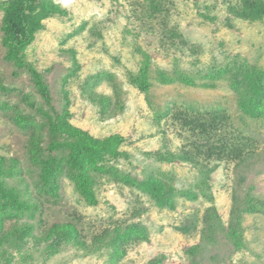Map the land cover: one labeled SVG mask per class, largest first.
Wrapping results in <instances>:
<instances>
[{"label": "rangeland", "instance_id": "374dc122", "mask_svg": "<svg viewBox=\"0 0 264 264\" xmlns=\"http://www.w3.org/2000/svg\"><path fill=\"white\" fill-rule=\"evenodd\" d=\"M141 1L51 0L59 13L43 20L44 27L23 55L45 76L55 111L59 114L69 111L71 123L95 137L125 135L127 143L123 150L128 152V157L120 158L114 166L134 178L143 179L148 173L165 177L177 189L176 208H159L138 188L106 181L98 189V203L90 205L64 176L60 197L46 199L43 212L30 221L46 227L39 234L54 222L73 221L88 239L112 221H140L150 231V240L132 246L121 264H147L162 255L164 264H264V213L246 215L248 246L242 251H237L222 236L219 243L206 246L201 254L194 256L189 249L203 242L201 233L181 230L192 220L200 224V229L203 216L212 205L217 206L227 225L235 191L244 198L246 191L254 186L255 193L264 197V116L254 118L241 111L238 94L229 80L230 71L236 66L241 69L240 65H246L247 74L264 70V21L235 18L230 27L226 0H171L180 31L201 46L199 63L190 64L185 56V62L180 64L198 74L201 80H206L204 74L210 70H223L226 74L214 80L213 86L157 82L151 92L155 105L152 107L146 94L130 82V75L138 71L141 63L138 48L150 53L156 67L167 70L173 69L175 57L172 49L169 52L161 46L158 33L141 28L138 16L143 14L136 8ZM4 15L2 8L0 154L18 157L33 183L36 176L27 148L29 133L15 124L13 115L19 111L47 122L44 114L48 112L52 117L55 114L37 92L27 66L20 67L6 58ZM91 91L121 97L123 108L112 110L114 99L112 106L103 110ZM26 96L35 104L33 108ZM172 103L189 110L223 111L232 128L250 140L253 157L244 163L222 161L215 168L211 175L212 201L202 194L192 200L183 192L185 189L199 192L196 167L181 160L161 162L155 157V152L165 143L174 150L184 143L177 125L167 118L159 123L155 117L156 109ZM135 207L144 208L142 216L132 218ZM45 247L43 243L36 245L32 238L20 246L0 243V264H108L109 261V251L89 252L67 244L59 253L48 256Z\"/></svg>", "mask_w": 264, "mask_h": 264}, {"label": "trees", "instance_id": "16d2710c", "mask_svg": "<svg viewBox=\"0 0 264 264\" xmlns=\"http://www.w3.org/2000/svg\"><path fill=\"white\" fill-rule=\"evenodd\" d=\"M137 6L143 14V17L138 16L142 21L141 28L149 33H158L161 46L169 52L172 49V56L175 57L173 69L167 70L156 67L150 53L142 47L138 48L141 63L138 71L130 75V82L146 94L152 107L155 105L151 92L157 82L213 86L214 80L226 74L223 70H210L204 74L206 80H201L198 79V74L180 64L185 62V56L190 64L199 63L201 46L189 40L180 31L175 21L177 15L173 1L143 0ZM225 6L230 27L233 26L231 22L235 18L264 21V0H226ZM2 8L5 10L2 30L7 49L6 58L20 67L27 66L37 92L55 117L47 112L44 115L48 120L42 122L36 120V115L19 111L13 115L15 124L29 133L27 148L30 162L35 167L32 171L36 179L30 183L18 157L0 154V243L20 246L27 238H32L36 245H46L44 252L48 256L59 253L64 245L71 244L89 252L109 251L108 264H121L132 246L150 240V231L140 221H112L88 239L73 221L54 222L39 234L38 231L46 227L38 226L30 220H36L38 214L43 212L46 199L60 197L64 176L74 183L76 190L90 205L98 203V189L104 181L136 187L148 195L159 208H176L177 189L163 176L148 173L143 179L134 178L114 166L120 158L128 157V152L123 150L127 143L125 135L115 133L103 138L95 137L73 125L69 111L62 114L55 111L45 76L35 65L26 61L23 52L34 41L37 32L44 27L43 20L59 13V8L53 5L51 0H2L0 9ZM243 66L240 65L242 71L238 66L230 71V85L238 94L241 111L254 118H260L264 116V70L247 74L244 73L247 66ZM91 96L103 110L109 109L114 99L116 104L112 110L123 108L121 97L96 91H91ZM25 99L29 101L27 96ZM30 104L32 108L35 106L33 102ZM155 117L159 123L163 118L171 120L177 125L179 135L184 141L179 150H174L175 148L165 143L162 149L155 152L157 160H181L198 170L199 192L193 189L183 191L185 196L192 200L199 199L200 194L208 200H214L211 175L222 161L244 163L254 156L249 138L232 128L228 115L223 111L189 110L172 103L163 109H156ZM245 194L243 198L235 191L227 225L217 206L212 205L207 208L200 229L196 220L181 227L185 233L195 230L201 233L203 242L190 247L192 255L197 256L206 246L219 243L222 236L230 241L237 251L247 248L244 224L246 215L264 213V197L255 193L254 186ZM144 212L143 207H135L131 216L138 218ZM147 264H164V255L151 259Z\"/></svg>", "mask_w": 264, "mask_h": 264}]
</instances>
